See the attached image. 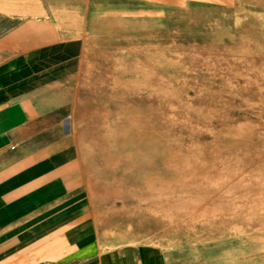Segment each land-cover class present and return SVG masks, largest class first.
Segmentation results:
<instances>
[{
	"label": "rangeland",
	"instance_id": "rangeland-1",
	"mask_svg": "<svg viewBox=\"0 0 264 264\" xmlns=\"http://www.w3.org/2000/svg\"><path fill=\"white\" fill-rule=\"evenodd\" d=\"M152 10L65 40L40 107L129 234L190 264H264V0Z\"/></svg>",
	"mask_w": 264,
	"mask_h": 264
},
{
	"label": "crops",
	"instance_id": "crops-1",
	"mask_svg": "<svg viewBox=\"0 0 264 264\" xmlns=\"http://www.w3.org/2000/svg\"><path fill=\"white\" fill-rule=\"evenodd\" d=\"M175 1L0 0V264H190L97 205L69 131L40 107L57 102L47 80L67 66L65 40Z\"/></svg>",
	"mask_w": 264,
	"mask_h": 264
}]
</instances>
